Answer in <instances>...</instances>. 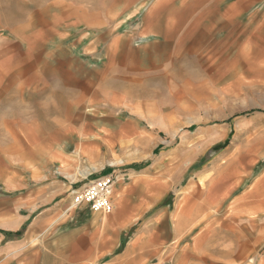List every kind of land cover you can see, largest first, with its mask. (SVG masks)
I'll list each match as a JSON object with an SVG mask.
<instances>
[{"label": "crops", "instance_id": "1", "mask_svg": "<svg viewBox=\"0 0 264 264\" xmlns=\"http://www.w3.org/2000/svg\"><path fill=\"white\" fill-rule=\"evenodd\" d=\"M88 3L92 7L80 12L79 5ZM93 3L105 5V13L93 16L98 12ZM254 3L156 0L137 33L154 38L153 46L162 53L171 50V36L185 30L189 36L200 31L205 37L206 30L219 29ZM109 4V0H0V264H252L253 260L264 264V256L255 258L252 250L253 224L244 221L245 214H236L233 183L226 187L207 171L193 178L196 185L206 176L213 180L201 196L202 204L191 192L176 211L167 201L158 208L167 194L153 191L151 172L126 169L122 160L103 163L104 142L114 131L113 112L103 108L95 115L91 108L79 109L75 91L69 95V109L63 110L60 92L42 91V69L54 65L41 61L43 54L71 52L78 45V22L109 21ZM164 5L171 7L162 12ZM62 24L69 27L60 31L57 27ZM67 64L58 62L57 68ZM46 77L52 78L51 73ZM69 87L76 90V82ZM108 175L116 177L111 214L75 206L72 191ZM84 180L89 182L83 185ZM240 207V212L248 209ZM150 212L155 213L139 223ZM199 212L206 218L198 233L191 222L185 227L182 220L174 221L181 214L192 217ZM214 212L225 214L218 219ZM257 228L264 234L263 224ZM186 238L189 243L177 252L176 243Z\"/></svg>", "mask_w": 264, "mask_h": 264}, {"label": "rangeland", "instance_id": "2", "mask_svg": "<svg viewBox=\"0 0 264 264\" xmlns=\"http://www.w3.org/2000/svg\"><path fill=\"white\" fill-rule=\"evenodd\" d=\"M109 1V21L78 22L76 48L54 56L43 54L41 61L54 65L49 69L41 65L42 91L60 92L63 110L69 109V95L75 91L79 109L91 108L95 115L103 108L113 112L114 131L104 142L103 163L122 160L126 169L151 172L153 191L167 194L158 208L167 201L176 211L191 192L202 204L201 196L213 180L206 176L196 185L193 178L207 171L226 187L233 183L236 214H245L244 221L253 224L252 250L255 258H261L264 234L257 226L264 225V0H255L219 29L206 30L205 37L200 31L189 36L185 30L171 36V50L162 53L153 46L154 38L144 39L137 33L156 0ZM93 6L98 8L93 16L105 13V5ZM91 7L82 4L79 11ZM170 7L164 5L161 11ZM58 62L68 64L57 68ZM48 73L52 78L46 77ZM73 82L76 90L69 87ZM88 182L84 180L83 185ZM189 183L193 186L187 187ZM241 205L248 207L246 212L239 211ZM224 214L214 212L218 219ZM205 215L184 213L174 221L182 220L185 227L191 222L198 226V233ZM189 241L176 243L177 252ZM260 263L253 260L252 264Z\"/></svg>", "mask_w": 264, "mask_h": 264}, {"label": "built area", "instance_id": "3", "mask_svg": "<svg viewBox=\"0 0 264 264\" xmlns=\"http://www.w3.org/2000/svg\"><path fill=\"white\" fill-rule=\"evenodd\" d=\"M115 182L116 177L108 175L88 184L81 190L72 191L75 206H86L94 212L111 214L114 210L111 196Z\"/></svg>", "mask_w": 264, "mask_h": 264}, {"label": "trees", "instance_id": "4", "mask_svg": "<svg viewBox=\"0 0 264 264\" xmlns=\"http://www.w3.org/2000/svg\"><path fill=\"white\" fill-rule=\"evenodd\" d=\"M254 111H250V112H248V113H253Z\"/></svg>", "mask_w": 264, "mask_h": 264}]
</instances>
